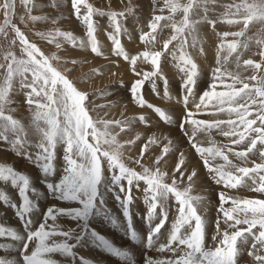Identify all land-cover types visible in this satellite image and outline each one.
Here are the masks:
<instances>
[{"label": "snow or ice", "instance_id": "snow-or-ice-1", "mask_svg": "<svg viewBox=\"0 0 264 264\" xmlns=\"http://www.w3.org/2000/svg\"><path fill=\"white\" fill-rule=\"evenodd\" d=\"M210 2L214 3V0H163V7L159 11L163 13L167 10L168 15L153 14L147 23L148 31L140 35L142 43L152 44L158 28L170 27L172 35L163 41L162 51L145 50L137 55H129L119 39L121 32L126 31L121 23L124 13H105L95 8L89 0H70L72 15L86 28V43L58 27L47 32L37 31L35 35L54 44L56 49L61 48L58 38H62L74 47H87L96 56H103L95 36L98 24L94 16L107 15L112 29L108 33L113 46L112 54L128 61L133 74L138 77L128 89L133 102L151 109L168 124L173 122V117L161 107L148 103L142 90L145 82H149L155 92L156 78L159 77L164 81V97L171 99L167 79L161 70V57L169 51V45L177 41L171 55L183 73L181 92L184 104L177 122L178 128L199 155L215 185L229 190L245 188L264 196V28L256 34L259 61L243 59L245 70H251L247 77L224 69L220 55L221 51L226 50L227 55L223 56V60L227 61L236 53L237 68L241 66V54L238 52L241 43L238 38L246 36L250 25L264 26V0H233L223 5L226 9L222 14L223 22L242 27L239 31L217 34L220 37L217 66L212 68L209 83L197 101L194 89L200 71L184 49L188 43L187 36H192L193 46L197 43L194 33L201 21L215 26L216 20L208 18ZM17 3L24 9L19 21L25 27L29 23L34 25L49 19L47 16L33 15L35 0H0V37L8 44L3 53V63H0V69L4 70L0 77V141L19 149L18 155L23 154L25 158L33 156L42 175H50L56 170L57 148L62 147L61 175L54 185V191L61 204L66 205L51 206L47 212L48 219L29 236L23 249L25 264H66L65 258L72 256L75 241L82 237L76 235V228L67 227L61 221L67 218L84 223L90 215L106 208L108 193L113 194L124 217L130 219V206L136 199L132 194L133 189L142 193L140 198L146 206L145 219L156 217L159 221L152 225L146 240L149 248H155L162 255L159 258L145 256L144 264H239L244 246H247V256L252 264H264V198H240L230 196L223 190L217 192L219 205L211 237L213 243L208 244L206 235L209 221L201 213V206L207 198L192 194L193 184L198 177L196 168L188 172L183 152H180L170 172L164 167L173 144L167 136L163 137L167 143L161 147L160 154L148 159L147 154L152 147L161 142L155 132L146 136L135 158L129 156L126 160L125 152L130 151L128 146H133L144 135L137 133L135 139L123 142L119 139L134 118L94 119L87 109L88 94L78 90L66 72L53 63L59 61L60 57L56 53L49 55L42 51L14 22ZM52 6L55 7V3ZM127 12L132 14V8L128 7ZM51 23L56 24V20ZM228 37L233 39L229 41L226 39ZM243 47L247 48L248 43L244 42ZM141 58L151 65V71L141 72L137 69V62ZM96 71L93 69V72ZM17 79L25 90V103L32 114L28 127L38 137L35 142L29 139L25 125L11 114L14 110L9 108L12 103L10 92ZM190 98L192 107H189ZM209 108L217 118H197L207 113ZM220 113H226L228 119L218 118ZM139 120L147 123L144 115H140ZM115 129H119V132ZM214 129L229 143L218 145L209 135L208 146L205 147L194 139L197 132L210 134ZM29 147H34L36 151L29 153ZM229 154L243 166L233 163ZM257 155L259 162L253 159ZM217 158L223 163H211ZM102 163L106 164L107 175ZM249 163L251 166H248ZM10 177H16L15 169H0V181ZM19 179L22 181L18 190L19 205L13 204L12 207L26 212L30 205L29 181L23 174ZM49 186L52 187L51 184ZM170 212L173 218L166 242L156 247L157 243L153 241L166 227ZM56 254L63 259H55ZM0 264H5L4 258H0Z\"/></svg>", "mask_w": 264, "mask_h": 264}, {"label": "rangeland", "instance_id": "rangeland-1", "mask_svg": "<svg viewBox=\"0 0 264 264\" xmlns=\"http://www.w3.org/2000/svg\"><path fill=\"white\" fill-rule=\"evenodd\" d=\"M96 1L97 0H89V3H92L95 8L101 9L105 13L109 11L124 13V17L121 18V23L122 29H126V31L121 32L119 39L122 47L127 53H129V55H137L145 50L162 51L163 41L169 39L172 35L170 27L158 28L157 32L155 33L156 40L152 44H145L140 41V35L142 34V32L148 31L147 23L153 14H162L165 16L168 15L167 10H165L163 13L159 11V9L163 7V0H156L155 4L153 3V0H123V3H119L117 2V0H109L112 1V3L108 4L107 6L103 5V1L107 0ZM232 2L233 0H214V3L210 2L208 5V18L216 20L215 26L209 25L205 21H201V23L196 26V32L194 33L197 39V43L194 46L192 43V36H187L188 43L185 46L184 50L187 55L191 56L200 71V77L198 79L197 86L194 89V91L196 92L195 100L197 101L199 99V95L203 92V90L206 89L209 83V76L211 74L212 68L217 66V45L220 43V37L217 34L230 31H239L240 27H242V25H229L223 22L222 14L226 10L223 5H227ZM53 3H55V7L52 6ZM35 4L36 7L33 10V15L47 16L49 18L47 21H39L34 25L29 23L28 26L25 27V25L20 24L19 21V16L24 14V9L19 3H17V14L14 22L17 23L18 26H20L22 30L29 35L31 40L37 43L42 51L49 55L52 53H56V55L60 57L59 61H53V63L58 67L59 70H61L62 72H66L67 77L74 83L78 90L86 92L88 94V100L86 103L90 115L94 119L114 120L134 118L132 121L134 122V124H136L138 130L129 128L126 129L124 133L120 134L119 139L121 140V142L129 139H135L137 133L144 134L141 136V139L137 141L133 146H128L130 148V151L125 152V159L127 160L129 156L135 158V156L139 154V151H135L136 148L141 147V143L144 142L146 136L151 135L153 132H155L160 138L161 142L159 144L160 146L154 145L152 149H161V143L167 142L163 139L164 136H167L173 142L172 152L167 157V164L164 165V167L169 172L174 168L176 163L175 159L179 157L180 152L184 153L188 172H191L193 168H196L198 177L193 184L192 194L204 195L207 198L205 204L201 206V213L205 215L209 221L206 235V242L208 244L213 243L211 237L215 230V219L217 216L216 208L219 205L217 192L223 190L226 191L230 196L240 198H264L262 194L250 192L245 188L229 190L223 189L222 186L215 185L210 180L209 174L204 168L203 162L200 159L199 155L195 152V149H193L188 143L187 137L184 136V134L179 130L177 135L174 134L173 131L179 129H176L174 127V122L181 117L184 109L181 92L183 73L180 76L177 74V61L174 60L171 55V51L176 47L178 43L177 41H173V43L169 45V51L161 57V70L165 72H162V74L167 79V91L171 99H166L164 97V81L159 77L156 78L155 92L153 91L152 84L149 82H145L142 90V94L148 103H151L157 107H161L173 117V122L171 124H168L162 121L159 116L151 109L147 108L146 106L142 108L133 102L128 89L130 88L131 83L138 77L133 74L128 61H126L125 59L119 61L118 56L112 54V42L108 37V33L112 32V29L109 27L107 15L94 16V20L97 21L98 24L95 36L97 41L99 42L101 51L104 54L103 56H96L91 52L90 48H80L79 46L74 47L71 43L64 41L62 38H58L59 42L61 43V48L56 49L54 44H49L46 39H41L40 37L35 35V32L37 31L47 32L58 27L62 31L71 32L75 37L84 40L86 43V28L80 23L79 20L77 22L73 20L75 19V16L72 15L70 0H35ZM128 7L132 8V14H129L127 12ZM201 15H203L202 12ZM194 18L199 19V17ZM177 19H179V17H177ZM52 20H56V24H52ZM161 23L163 24L164 22L162 21ZM262 28H264V26L259 24L250 25L249 30L246 32V36L238 38L241 43V46L238 48V52L241 54V66L239 68H237L236 65V53H233V55L230 56L227 61L223 60V56L227 55L226 50L221 51L220 53L221 66L227 71L239 72L242 77H247L248 75H250L251 70H245L242 62L243 59L247 58H253L259 61V46L256 44V34ZM142 29L143 31H140ZM100 30H102V35L98 34ZM9 35L11 37V33ZM226 39L230 41L233 38L228 37ZM244 42L248 43L247 48L243 47ZM7 47V42H5L2 37H0V63H3V53ZM201 49H203V52H201ZM16 51L17 53H19L18 49H16ZM178 55L179 52L177 51V56ZM72 61H76V63H72ZM149 65V63L144 62L141 58V60L137 62L136 67L139 71L143 72V69L147 66L148 67L146 71L148 69L152 70L151 65ZM98 66L108 71L106 77L107 82L105 84H102L100 81V77L103 78L104 76H101L102 73L98 71ZM162 66L165 67L164 70L162 69ZM93 69L97 71L93 72ZM167 70L169 74L167 73ZM3 71V69H0V77H2L1 73ZM124 84L126 85V87H124ZM217 90L222 89L218 88ZM24 92L25 90L21 88L20 81L19 79H17L15 81L13 91L10 92V99L12 103L9 105V108L14 110L11 114L25 125L26 131L29 132V139L35 142L38 137L36 136L34 130L28 127L32 114L29 111V106L25 103ZM191 99L192 98H190V101ZM190 105H192L191 102L189 103V107H191ZM140 115H144L146 117L147 123L141 122L139 120ZM197 118L210 120L217 117L212 115V110L211 108H209L207 113L199 115ZM218 118L228 119V115L226 113H220L218 114ZM141 123H144L146 125H142ZM130 126L135 125L131 124ZM115 131L119 132V129H115ZM132 133H135V135L132 136ZM209 135H211V138L215 140L218 145L229 143L228 139L220 135L215 129L212 130L210 134L207 132H197L194 139L200 142L202 146L207 147ZM176 144L179 145L181 151L175 150L174 147ZM8 150H10L12 153L7 152ZM18 151L20 150L15 146L11 147L9 144L0 141V169H7L10 167L12 169H15L16 172L15 178L10 177L8 180L0 181V205H4L6 209H9L11 211L9 214H5L4 209L0 207V225L3 224L2 218H7L8 221H11H5V224L3 226L4 229L0 230V238L2 236L6 237V240L0 239V242H2V245L4 243H6L5 245H7H4V252H0V254H3L2 256H0V258H3L5 256L7 258H10L14 256L12 261L19 260L20 264H25V261L23 259V249L30 236L28 228L29 210H31L32 208H38L39 205H50L49 208L51 207V205H58V207H63L62 205H64L61 204V202L57 198L55 200L51 195V191L53 190L55 183L58 181L61 175L60 169L63 163V149L62 147L58 146L54 163V167L56 170L50 175L41 174L40 168L37 167L38 161H36L33 156L25 158L23 154L18 155ZM27 151L29 153H34L36 149L34 147H29ZM229 155L230 159L233 160V163L241 164V162L232 157L231 154ZM155 156L156 155L152 150L147 154L148 159H154ZM253 159H256L257 162H259L258 155L257 157H253ZM129 163H131V161H129ZM211 163H223V161L217 158V160L211 161ZM241 166H243V164H241ZM248 166H251V164L249 163ZM102 168L105 169V174L107 175L106 164L102 163ZM21 174L26 176L29 181L28 195L30 199V205L29 210L26 212L21 211L19 207L15 209H13L12 207L13 204L19 205L18 190L22 184V181L19 179V176ZM248 183L251 182L248 181ZM49 184H51L53 188H50ZM132 194L134 197H136V199L130 206V215L137 212H139L137 213L138 215H142V213L144 212L146 213V206L140 198L142 196V193L133 189ZM105 205L106 208L104 210H101L98 214L94 213L90 215L84 223L73 222L72 220H69L67 218L63 219L61 223L67 227L76 228V235L82 238L88 232H91L92 229L96 228L95 223L99 219L110 222L112 225L116 221L121 220L124 223V226L130 223V226H132L136 230L135 218L133 216L130 217L131 219H126L124 217L123 210L118 205V202L115 200L112 193L107 194ZM132 206L136 207L132 208ZM171 213L172 212H170V214ZM11 215L13 216V218H15V220L11 219ZM172 217L173 213L171 214V216L169 215V221L172 220ZM149 222H151V224H154L158 223L159 221L156 219V217H152L151 219H149ZM12 224L14 225L13 227H11L13 231H9L7 227ZM78 224L79 227L77 228ZM38 228L39 226H36L32 230H30L31 233L36 231L35 229ZM22 232H24L25 234L21 237L22 243L16 245L15 250L13 248L12 242L16 238H18V236L21 235ZM82 238L75 241V247L72 250V256L76 255L77 258L82 257L84 260L93 261V259L89 256L88 251L83 247H80V245H82ZM110 242L111 240L108 239L109 246H113L112 242ZM118 245L121 251L129 249V246L127 245ZM131 245H135V243L131 242ZM10 247L12 249H10ZM123 247L126 248L123 250ZM246 248L247 246H244V248L242 249V254L239 257V264H252L251 258L247 256ZM18 251L20 254L18 253ZM16 254L18 255V259L15 257ZM19 256L21 257L19 258ZM151 257L155 258V256ZM54 258L57 260L62 259L57 255H55Z\"/></svg>", "mask_w": 264, "mask_h": 264}, {"label": "bare ground", "instance_id": "bare-ground-1", "mask_svg": "<svg viewBox=\"0 0 264 264\" xmlns=\"http://www.w3.org/2000/svg\"><path fill=\"white\" fill-rule=\"evenodd\" d=\"M117 2L123 3L124 1L123 0H117ZM111 3H112V1H109V0L103 1V5H105V6H107L108 4H111ZM105 31H104V33H105ZM140 31H143V29ZM98 34L102 35L103 34L102 30H100L98 32ZM147 67H145L143 69V72L146 71ZM164 68L165 67L162 66L163 70H164ZM148 70L150 71L151 69H148ZM98 71H100L102 73V75L100 74L101 76H104L103 78L100 77L101 83L105 84L107 82L106 77H107L108 71L105 70L104 68H101V67H99ZM176 71H177V74L179 76L182 74L178 68H176ZM163 73H165V72H163ZM167 73L169 74L168 70H167ZM190 106L192 107V105H190ZM131 124H133L135 126H130L129 129L138 130V127L136 126V124H134L133 121ZM173 132H174V134L177 135L179 131L175 130ZM134 135H135V133H132V136H134ZM164 143H167V142H162L161 145L163 146ZM141 145H142V143H141ZM137 146H139V145H137ZM139 148H136L135 151H139ZM174 148H175V150L181 151V148L179 147L178 144H176ZM152 151L155 155L160 154V150H158L157 148H153ZM176 160L177 159H175V161ZM51 195L56 200L57 194L54 191V188L51 191ZM50 203H52V202H50ZM49 206L50 205H39L38 208H32L31 210H29V212H28V221H29L28 228H29L30 235L35 232L33 230L34 232L31 233L30 230H32L36 226L40 227V225L48 219L47 212H48ZM51 206H53V205H51ZM56 206L58 207V205H56ZM62 206L66 207V205H62ZM0 207L4 209L5 214H9L11 212L9 209H6L4 207V205H0ZM135 207L132 206V208H135ZM137 213H139V212H137ZM137 213H133L132 215H130V217L133 216L135 218L136 230L134 228L132 229L131 227H129L130 223L128 225L124 226L123 225L124 223L121 220L116 221L113 225L110 222H106V221H103L101 219H99L98 221L96 220L97 222L95 223V227L98 230L95 228V229H92L91 232H88L82 238V240H81L82 245H80V247H83L85 250L88 251V254L93 259V261L84 260L82 257L77 258L75 255V256H71V257H66L65 258L66 263L67 264H144L145 256H148V257L155 256V258L161 257L162 254L158 253L155 250V248H149L147 245V240H146L147 235L146 234L149 233L153 224H151V222H149V220L145 219V215H146L145 212L142 213V215H138ZM171 214H170V216H171ZM11 219L15 220V218H13L12 215H11ZM5 221H8V219L2 218L3 224L0 225V230L4 229L3 226L5 224ZM66 221H67V219H66ZM8 222H11V221H8ZM169 223L171 225V221H168L166 227L164 229H161V233L159 234L158 239L156 241H153V243H157L156 247H159V243H165L166 242L167 232H168V229L170 228ZM35 230H37V229H35ZM23 235H25L24 232H22V234L19 235L18 238H16L12 242L13 248L15 250H16V245H19L22 243L21 237ZM108 239H110L112 244L114 245L112 247V249H110L108 247L109 243L108 244L106 243V241H108ZM131 242H134L135 245H131ZM5 244L6 243H4L2 245V242H0V252L3 251ZM118 244L127 245V246H129L128 247L129 249H127L125 251H121L119 249ZM5 246H7V245H5ZM29 248H31V245H29ZM125 248L126 247H123V250ZM10 249H12V248L10 247ZM12 252H9V253H12ZM18 253H19V251H18ZM2 255L3 254H0V256H2ZM56 255L59 256L58 254H56ZM72 255H73V253H72ZM13 257H10V258H7L6 256L3 257L5 264H20L19 260L12 261ZM15 257L18 259L17 254L15 255ZM20 257L21 256H19V258Z\"/></svg>", "mask_w": 264, "mask_h": 264}, {"label": "crops", "instance_id": "crops-1", "mask_svg": "<svg viewBox=\"0 0 264 264\" xmlns=\"http://www.w3.org/2000/svg\"><path fill=\"white\" fill-rule=\"evenodd\" d=\"M73 20H75L76 22L78 21L76 18L75 19H73ZM81 33V32H80ZM79 33V34H80ZM3 74V72L1 73V75ZM7 152H9V153H12L10 150H8Z\"/></svg>", "mask_w": 264, "mask_h": 264}]
</instances>
